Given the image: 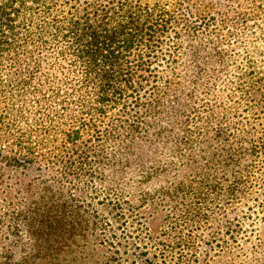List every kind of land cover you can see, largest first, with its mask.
<instances>
[{"label":"trees","instance_id":"obj_1","mask_svg":"<svg viewBox=\"0 0 264 264\" xmlns=\"http://www.w3.org/2000/svg\"><path fill=\"white\" fill-rule=\"evenodd\" d=\"M74 5L58 22V47H36L0 77V264H136L130 233L146 224L132 207L143 200L128 199L131 191L111 178L122 169L148 187L174 173L167 194L181 201L188 233L218 216L214 233H246L247 223L264 221V124L241 136L203 108L178 111L176 133L149 124L152 111L169 113L154 91L158 69L172 59L165 4ZM15 13L1 6L0 34L12 30ZM37 51L56 56L34 58ZM248 83L264 99V75ZM140 140L170 143L166 162L144 163Z\"/></svg>","mask_w":264,"mask_h":264},{"label":"rangeland","instance_id":"obj_2","mask_svg":"<svg viewBox=\"0 0 264 264\" xmlns=\"http://www.w3.org/2000/svg\"><path fill=\"white\" fill-rule=\"evenodd\" d=\"M25 1L0 0V11L7 4L16 12L12 30L5 28V35L0 34L3 79L11 74V62L25 61L36 47L45 46L43 51H48L59 46L55 33L58 22L62 13L70 12L75 6V0ZM144 1L165 4L173 30L172 59L158 69L161 79L154 90L163 96L169 113L152 111L149 124L171 128L176 133L181 121L178 113L182 109L203 108L215 117H224L228 125L235 124L241 129V136L247 129H259L264 124V99L252 94L248 82L254 76L264 75V0ZM32 56L54 58L56 52L38 54L37 51ZM153 132L154 128H148L145 136L152 139ZM155 142H137L144 163L156 158L166 162L171 144ZM221 142L213 144L210 155ZM213 164L219 166L216 160ZM110 175L119 179L121 188L131 191L128 199L143 200L132 207L140 212L146 224L143 233H130L138 237L136 264H145L147 259L153 264H264L262 215L252 222L253 227L250 223L245 225L246 233H214L222 216L217 217L218 221L201 222L193 227L196 232L188 233L189 228L182 221L181 201L171 200V194H167L177 179L174 173L158 177L150 187L134 184L136 175L131 168ZM122 247L123 251L125 243ZM146 252L148 255L143 256Z\"/></svg>","mask_w":264,"mask_h":264}]
</instances>
